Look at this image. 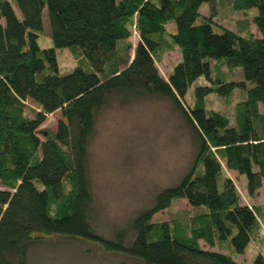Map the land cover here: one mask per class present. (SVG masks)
Here are the masks:
<instances>
[{"label":"trees","instance_id":"obj_1","mask_svg":"<svg viewBox=\"0 0 264 264\" xmlns=\"http://www.w3.org/2000/svg\"><path fill=\"white\" fill-rule=\"evenodd\" d=\"M203 3L209 15L199 12ZM222 5L257 8L260 35L246 22L244 30L214 29ZM44 10L47 48L37 42ZM131 26L138 33L132 55ZM63 47L80 57L65 74L56 52ZM169 47L179 59L164 78L156 62ZM220 67L240 69L242 80ZM201 76L190 103L186 92ZM235 91L241 98L232 117L207 107L208 96ZM112 94L168 99L196 151L187 172L131 219V235L121 228L106 238L90 222L88 144ZM27 102L38 106L32 115ZM57 110L56 130L40 129ZM224 168L245 176L249 196L264 189V0H0V264H28L29 247L48 235L86 239L144 264H241L254 243L249 264H264V202L242 203ZM181 199L190 212L153 221Z\"/></svg>","mask_w":264,"mask_h":264},{"label":"rangeland","instance_id":"obj_2","mask_svg":"<svg viewBox=\"0 0 264 264\" xmlns=\"http://www.w3.org/2000/svg\"><path fill=\"white\" fill-rule=\"evenodd\" d=\"M17 9V8H15ZM199 12L211 13L207 3L201 4ZM257 8L233 10L222 5L213 16V27L217 31L224 26L236 31L246 28L254 36L259 31L252 17ZM202 19L199 17L197 22ZM132 44L130 54L138 41V33L131 26ZM243 32V31H242ZM41 48L52 46L46 10L43 12V30L38 33ZM59 71L70 72L80 57L71 52L70 47L56 50ZM175 47H169L160 61L156 62L159 73L167 78L171 67L178 61ZM226 77L241 81L240 69L227 72L220 67ZM205 83L199 77L187 90L185 98L192 103L196 84ZM238 91L223 98L210 95L206 98L207 107L216 109L228 116L234 114L235 104L240 100ZM26 113L33 114L38 106L26 103ZM60 111L49 113L40 129L56 130ZM38 135L43 138L39 131ZM196 151L194 134L171 102L161 96L145 98H125L112 94L96 117L94 132L88 144V164L93 192L90 209V222L93 229L106 238H112L121 228L131 235L130 221L143 208L149 206L161 189L175 184L189 169ZM224 174L235 183L241 202L248 205L264 202V189L259 188L249 196L245 189V176L224 168ZM0 187H3L0 184ZM191 211L185 199L175 201L170 207L155 213L153 221L170 219ZM127 242V241H126ZM203 248L207 245L200 241ZM258 246L251 243L244 254L238 257L241 264H249ZM28 264H144L141 260L120 252L105 250L97 243L82 238L48 235L32 244L27 252Z\"/></svg>","mask_w":264,"mask_h":264}]
</instances>
